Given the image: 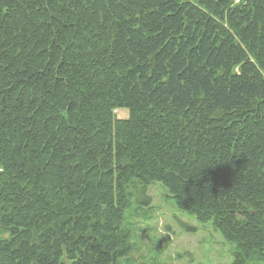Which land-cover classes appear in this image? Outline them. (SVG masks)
I'll return each instance as SVG.
<instances>
[{
  "label": "trees",
  "instance_id": "trees-1",
  "mask_svg": "<svg viewBox=\"0 0 264 264\" xmlns=\"http://www.w3.org/2000/svg\"><path fill=\"white\" fill-rule=\"evenodd\" d=\"M156 183L264 264V0H0V264H120Z\"/></svg>",
  "mask_w": 264,
  "mask_h": 264
},
{
  "label": "rangeland",
  "instance_id": "rangeland-1",
  "mask_svg": "<svg viewBox=\"0 0 264 264\" xmlns=\"http://www.w3.org/2000/svg\"><path fill=\"white\" fill-rule=\"evenodd\" d=\"M127 119V109H116ZM150 205L132 204L125 223L131 248L120 264H235L236 245L228 242L212 222L202 223L178 208L159 183L149 188Z\"/></svg>",
  "mask_w": 264,
  "mask_h": 264
}]
</instances>
